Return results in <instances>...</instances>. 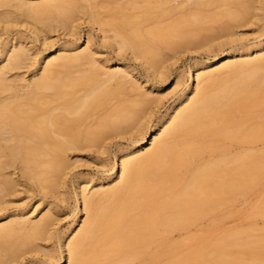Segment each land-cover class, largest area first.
<instances>
[{"label":"bare ground","instance_id":"bare-ground-1","mask_svg":"<svg viewBox=\"0 0 264 264\" xmlns=\"http://www.w3.org/2000/svg\"><path fill=\"white\" fill-rule=\"evenodd\" d=\"M214 5L222 8L205 11ZM261 11L264 0H0V264H23L55 236L50 202L34 209L14 196L58 189L77 161L72 151H106L112 134L132 130L109 180L79 183L85 217L51 264H124L141 252L149 264H264V237L217 239L201 228L206 218L217 223V200L264 182V37L250 46L234 36ZM218 19L229 35L218 48L229 49L191 68L196 81L154 125L155 87L144 89L127 62L100 57L90 36L70 41L91 26L102 45L165 76V50ZM253 215L264 217V195ZM229 247L249 251L251 262Z\"/></svg>","mask_w":264,"mask_h":264},{"label":"rangeland","instance_id":"rangeland-1","mask_svg":"<svg viewBox=\"0 0 264 264\" xmlns=\"http://www.w3.org/2000/svg\"><path fill=\"white\" fill-rule=\"evenodd\" d=\"M213 7V5H212ZM222 7L214 5V8H206V12H216ZM263 18L256 23L248 24L237 28L238 33L234 35L240 39L239 43L246 45H255L264 37V11H261ZM225 19H218L213 23L211 28H207L201 31V33L192 37L191 41L181 43L180 47L174 50H165V56L168 59L164 65L166 70L165 76H155L151 74L144 66L139 64L138 60L132 56V54L117 55L111 47L104 46L101 43V39L97 35L96 31L91 26L83 24L84 30L80 32L81 37H77L72 43L79 42L85 44L88 36L94 42V48L100 50L99 56L108 59L110 64L117 62H127L134 69L136 75L142 81L144 89L148 91L155 87L154 93H151L154 97H161L157 100L151 109V125H154L158 120L172 108V104L178 98V96L187 89L189 83L196 81L195 72H192L193 78L190 77V70L197 64H202L207 60H212L214 54H221L222 49L227 51L229 45L218 48V43L229 38L226 31L218 30L220 25L224 23ZM50 38L53 41L65 42L66 37L58 35V32L52 33ZM208 38V39H207ZM210 39L211 45L214 43V48L205 46L206 40ZM213 41H212V40ZM185 43V44H184ZM204 43V45H202ZM201 44V45H200ZM36 48L42 50V45L36 42ZM169 51V52H168ZM218 51V52H216ZM168 53V54H167ZM164 56V57H165ZM29 73L27 72V75ZM145 79H148L146 82ZM179 79L180 84L176 85L175 81ZM136 97V96H134ZM110 105V103H109ZM108 105V106H109ZM104 112V110H102ZM100 111L98 114H103ZM96 116V115H95ZM129 132V131H128ZM134 132V134H131ZM129 133L112 134L106 141V151L101 152L99 149L93 146H89L81 149L74 150L72 159H76V163L67 169V174L61 179V184L58 189H49L47 193L40 194L38 191L26 192L22 191L20 194L14 196V202L16 204L24 205L27 207L36 208L40 207L44 200L50 202L54 207L55 224L53 235L50 238L39 240V243L45 251L53 254V258H49L45 251H32L26 255V259L23 264H51L55 262L61 254V243L63 234L68 232L71 227L77 228L85 217L82 200L76 197V191L79 189V183L87 180H92V184L99 186L100 182H107L110 174L114 169L118 168L119 154L123 152L127 146L131 145V139L134 135H138V130H132ZM150 143L147 144V146ZM223 162H220L222 164ZM115 164V165H114ZM113 167V168H112ZM90 184V185H92ZM45 195V196H44ZM264 195V182L257 189L249 192L246 195L240 197L226 196L224 201L217 200V223H213L207 218L201 224L202 232L211 237L221 238L228 234H232L236 240L240 239H254L264 237V217L253 215V211L258 205L260 199ZM43 196V198H41ZM41 204V205H40ZM42 208V206H41ZM37 211H34L31 216L37 218L40 216ZM163 246L158 245L156 249L160 250ZM155 249V248H154ZM231 253L241 256L247 262H251L252 255L249 251L241 247H229ZM121 256V255H118ZM144 258L146 259L144 261ZM150 254L147 252H141L140 257L126 262L124 264H149L148 260ZM66 258H64L60 264H66Z\"/></svg>","mask_w":264,"mask_h":264}]
</instances>
